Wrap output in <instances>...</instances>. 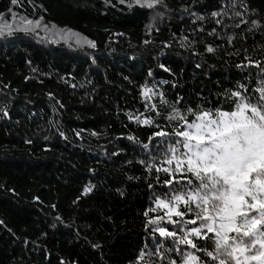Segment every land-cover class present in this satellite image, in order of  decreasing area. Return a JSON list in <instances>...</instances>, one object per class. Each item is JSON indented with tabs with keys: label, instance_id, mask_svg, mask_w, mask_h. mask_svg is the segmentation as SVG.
<instances>
[{
	"label": "trees",
	"instance_id": "trees-1",
	"mask_svg": "<svg viewBox=\"0 0 264 264\" xmlns=\"http://www.w3.org/2000/svg\"><path fill=\"white\" fill-rule=\"evenodd\" d=\"M6 15L73 30L96 48L33 32L0 37V264H136L145 245L156 252L143 213L171 190L167 174L157 185L140 163L159 158L155 140L142 146L158 129L128 116L171 131L160 98L159 116L145 109V85L193 107L215 105L238 83L258 85L257 69L237 65L264 62V0H163L154 9L0 0ZM251 21L260 27L249 31Z\"/></svg>",
	"mask_w": 264,
	"mask_h": 264
},
{
	"label": "snow or ice",
	"instance_id": "snow-or-ice-1",
	"mask_svg": "<svg viewBox=\"0 0 264 264\" xmlns=\"http://www.w3.org/2000/svg\"><path fill=\"white\" fill-rule=\"evenodd\" d=\"M162 2L119 0L129 8L147 9L161 6ZM23 23L17 31L35 32L40 27V20ZM241 23L249 21L241 18ZM250 23L249 31L260 27L257 21ZM44 27L47 30V25ZM5 35H13L7 23L0 24V37ZM63 35L65 39L77 36V44L96 48L94 41L81 40L76 33L69 31ZM206 51L213 53L215 49L209 46ZM245 59L247 63L237 67L257 69L258 85L238 83L234 90L216 98L215 105L203 100L193 107L183 104L182 98L169 104L162 92L143 87L141 95L146 110L160 115L154 98H160V103L168 106L165 119L171 131L163 130L154 119H141L143 113L135 117L129 114L128 119L158 129L142 146L148 150L155 140L154 147L161 150L159 158L140 163L145 165L146 173L157 174L154 177L157 185L161 183L159 174H167L163 186L171 191L166 198L157 197L154 206L143 213L156 252L148 251L145 245L136 264L145 260L149 264H177V260L180 264H264V62ZM160 67L164 69V65ZM0 113L7 115L3 109ZM161 209L163 215L149 216ZM162 222L173 226V230ZM165 242L169 246L165 247Z\"/></svg>",
	"mask_w": 264,
	"mask_h": 264
},
{
	"label": "rangeland",
	"instance_id": "rangeland-1",
	"mask_svg": "<svg viewBox=\"0 0 264 264\" xmlns=\"http://www.w3.org/2000/svg\"><path fill=\"white\" fill-rule=\"evenodd\" d=\"M13 17H14V19H13ZM24 21H27V20L18 18L17 16H14V15H12L11 17H10V15L9 16L6 15L5 17H3V20H0V24L7 23V24L11 25V27L13 29V33H15V32H18L16 29H19V28L24 26V23H23ZM33 23H35V21H33ZM45 25H47V30H45V27H44ZM69 31L72 33L78 34V36L81 40L86 39L84 36H81L79 33L75 32L73 30H69V29H65V28H59L55 25L46 23L44 20H40V27L37 28L36 31L33 33L37 34L40 37H43L47 41H51L53 44L57 43L55 45H58L61 43H64V44L66 43L67 45H69V47L73 46V47L79 48V49L88 46V45L83 44V43L77 44L76 43L77 36H69L67 39H65L63 34L66 32H69Z\"/></svg>",
	"mask_w": 264,
	"mask_h": 264
}]
</instances>
